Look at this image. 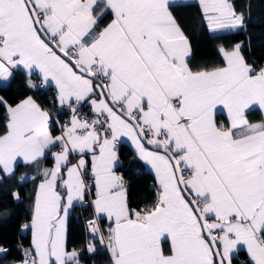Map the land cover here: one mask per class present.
I'll return each mask as SVG.
<instances>
[{
  "label": "snow or ice",
  "instance_id": "snow-or-ice-1",
  "mask_svg": "<svg viewBox=\"0 0 264 264\" xmlns=\"http://www.w3.org/2000/svg\"><path fill=\"white\" fill-rule=\"evenodd\" d=\"M192 7L209 33H247L235 0H0V90L21 75L34 90L0 95V186L20 201L33 185L31 243L13 264H82L96 242L108 264H234L242 251L239 264H264V64L247 37L193 64L177 13ZM125 141L153 176L143 203L117 171ZM77 207L91 212L84 249L69 247Z\"/></svg>",
  "mask_w": 264,
  "mask_h": 264
},
{
  "label": "trees",
  "instance_id": "trees-1",
  "mask_svg": "<svg viewBox=\"0 0 264 264\" xmlns=\"http://www.w3.org/2000/svg\"><path fill=\"white\" fill-rule=\"evenodd\" d=\"M238 10L244 11L246 21L248 22V30L245 34L218 32L209 33L206 29H202L199 24L198 9L181 8L177 9L178 15L181 17V23L185 25L186 33L190 36L193 49L194 59L193 64L199 63H220L221 58L218 53V46L224 45L231 47L238 41H245L250 38L252 43L250 49H245V55L250 62L257 65L264 64V0H250L251 8L248 9L249 0H235ZM250 18V19H249ZM35 79V77H34ZM23 76L19 80L13 82L9 91L5 92L0 90V95H3L10 104H14L21 98L28 94H32L34 90H30L21 82ZM36 95L39 97L45 106L55 111L54 105L50 102L53 97L52 90H37ZM88 111V110H87ZM3 108H0V121H3ZM252 118V115L250 116ZM121 160L129 161L127 165H121V171L125 178L130 181V198L134 202H145L149 198V189L152 182V176L147 170L135 171L136 164L132 158L131 150L121 145ZM33 185L29 183L27 186L20 189L22 199L15 201L12 198L11 192L14 190L12 183H7L0 186V247L9 249L7 256H0V264L13 263L14 258L21 256L18 250L21 246L27 247L30 244V237L28 231H21V226L28 222L30 215V193L32 192ZM83 210L86 209L83 208ZM5 213H7L5 215ZM78 211L75 209L71 215L69 224L72 229L80 225L82 219L74 220ZM87 213V214H86ZM85 215L90 213L86 212ZM72 239V238H71ZM71 239H69L71 241ZM84 247V244H83ZM98 254L87 255L83 252L82 261L93 262V264H108V254L100 248ZM235 264H238L235 260Z\"/></svg>",
  "mask_w": 264,
  "mask_h": 264
},
{
  "label": "crops",
  "instance_id": "crops-1",
  "mask_svg": "<svg viewBox=\"0 0 264 264\" xmlns=\"http://www.w3.org/2000/svg\"><path fill=\"white\" fill-rule=\"evenodd\" d=\"M218 33V32H217ZM28 95H31V94H28ZM27 96V95H26ZM25 96V97H26ZM25 97H23V98H21L20 100H22V99H24ZM19 100V101H20ZM19 101H17L16 103H18ZM15 104V103H14ZM87 109V108H86ZM88 110V109H87ZM252 115V118H250V119H252V120H259L260 118H261V116H260V113L258 112V111H253V112H251V114H250V116ZM57 134H58V132H57ZM121 145H125V146H127L130 150H131V152H132V147H131V145H130V143L129 142H127V141H125V142H123ZM120 145V146H121ZM130 162L129 161H122L121 160V165H127V164H129ZM45 166H47V167H51L52 166V162H51V160L49 159L48 161H46L45 162ZM144 170H147L150 174H151V176H152V173H151V171L145 166L144 168H143ZM21 171H23V168H21ZM117 171L119 172V173H121V174H123L122 173V171H121V168H117ZM135 171L136 172H138V171H141V170H139L138 168H137V166L135 167ZM30 174H34V173H30ZM129 183H130V181L127 179V178H125ZM153 184V176H152V182H151V184H150V187H151V185ZM32 189H33V187H32ZM30 205V204H29ZM76 210L78 211V213H77V215L76 216H74V220L75 221H77L78 219H82L84 216H86L85 215V213L86 212H88V213H90L91 214V212L88 210V209H86V212H85V210H83V208L82 207H77L76 208ZM73 213V212H72ZM87 214V213H86ZM89 214V215H90ZM30 216H31V210H30V215H29V218H28V221L30 220ZM71 218V217H70ZM69 221H70V219H69ZM21 229V228H20ZM22 231V230H21ZM29 232V237H30V243H31V233H30V231H28ZM72 238V239H71ZM85 238H86V235H85V231H84V227H83V225H82V223L80 224V225H77V227H75L74 229H72V231H71V227H70V224L68 223V239H71V241L69 240V247L70 246H72V247H74V248H77V249H84L83 248V244H84V241H85ZM30 245V244H29ZM28 245V246H29ZM96 245H97V248H100V245H99V243L98 242H96ZM27 246V247H28ZM26 248V247H25ZM101 249V248H100ZM83 252L84 253H86L87 255L89 254V253H87L85 250H83ZM245 256H246V252H241V254L239 255V257L237 258V262H238V264H239V261L241 260V259H243L244 260V258H245ZM10 264H13V263H10ZM82 264H93V262H85V261H82ZM234 264H235V261H234Z\"/></svg>",
  "mask_w": 264,
  "mask_h": 264
},
{
  "label": "built area",
  "instance_id": "built-area-1",
  "mask_svg": "<svg viewBox=\"0 0 264 264\" xmlns=\"http://www.w3.org/2000/svg\"><path fill=\"white\" fill-rule=\"evenodd\" d=\"M41 90H44V89H41ZM82 112H84V113H87V112H88L87 109H86V107L82 109ZM65 119H67V117H65ZM89 218H91V214H90V215H86V216H84V217L82 218L83 227H84V231H85V235H86V238H85V241H84V245H85L88 241L91 240V237H90V235H89V233L87 232V229H86V220L89 219ZM70 247H72V246H70ZM4 248H6V247H4ZM83 248H84V247H83ZM84 250L86 251V249H84ZM86 252H87V251H86ZM87 253H88V252H87ZM242 260H243V259H241L240 261H242Z\"/></svg>",
  "mask_w": 264,
  "mask_h": 264
}]
</instances>
